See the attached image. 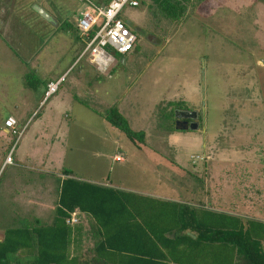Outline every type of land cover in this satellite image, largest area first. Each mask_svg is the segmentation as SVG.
Segmentation results:
<instances>
[{"label": "rangeland", "instance_id": "1", "mask_svg": "<svg viewBox=\"0 0 264 264\" xmlns=\"http://www.w3.org/2000/svg\"><path fill=\"white\" fill-rule=\"evenodd\" d=\"M39 1L27 0L23 9L17 8L18 34L6 38L7 45L0 43L2 233L37 218L42 225L49 224L57 205L54 198L39 200L38 207L26 195L32 191L22 185L33 189L38 182L40 188L41 181L61 182L51 171L39 173L34 163L18 158L15 149L20 138L5 132V120L11 116L21 136H40L45 131L59 135L63 127L52 125L56 118L48 103L37 109L46 85L66 72L59 87L66 89L79 71L95 69L84 58L77 59L83 49L75 27L84 7L80 0H44L56 24L34 10ZM139 2V7L126 11L131 17L138 10L141 13L137 50L116 56L105 75L91 70L93 80H85L116 92L134 89L142 101L137 108H146L153 117L147 126L149 138L143 144L133 143L103 123L95 110H74L73 121L62 131L67 136L68 178L190 205L196 204L200 189L214 184L221 197L215 204L225 208L231 202L240 207L243 189L264 188V5L257 0H184L186 12L173 21L150 1ZM65 20L71 27L68 31L60 26ZM153 95L150 105H144L143 100H152ZM183 98L185 109L199 117L198 129L182 131L174 126L170 133L160 129L161 107ZM28 104L31 110H25ZM90 104L98 112L105 110ZM38 113L39 121L31 118L26 124L29 116ZM9 152L13 163L4 166ZM115 154L124 161L113 162ZM255 201H244L245 218L264 215V204Z\"/></svg>", "mask_w": 264, "mask_h": 264}, {"label": "trees", "instance_id": "2", "mask_svg": "<svg viewBox=\"0 0 264 264\" xmlns=\"http://www.w3.org/2000/svg\"><path fill=\"white\" fill-rule=\"evenodd\" d=\"M148 1L173 21L186 12L184 0ZM60 26L71 28L66 20ZM185 108L181 101L167 102L159 128L174 131V112ZM103 117L133 143H144L145 134L133 131L116 106ZM62 174L53 220L5 230L0 264H264L263 220L218 212L203 202L190 205L80 183L68 178V170ZM243 197L264 204V188H245ZM75 211L79 223L68 225Z\"/></svg>", "mask_w": 264, "mask_h": 264}, {"label": "crops", "instance_id": "3", "mask_svg": "<svg viewBox=\"0 0 264 264\" xmlns=\"http://www.w3.org/2000/svg\"><path fill=\"white\" fill-rule=\"evenodd\" d=\"M94 1L101 2V0H94ZM26 3H27V0H0V31L4 30L3 32H0V43L7 45L6 38H8L9 36L12 37L14 36V34L16 35L18 34L19 28H18V25L16 24L17 21L14 19V15H15L14 13L20 14V11L18 9L20 10L21 8L23 9L26 6ZM44 4H45L44 0L39 1V4L34 3L33 4L34 10L35 8H40L48 16L47 20L49 21L51 20L52 23L56 24L57 22L54 20L53 15H51L50 12L46 10V8H44L45 7ZM86 63L88 66L90 65L87 61ZM91 70L95 71L96 74H99L100 76L105 75V74L98 72L96 69H91ZM91 70L90 71L88 70L79 71L74 77L71 78L69 82V87H67L66 89H63V88L59 89L55 95H53L51 98H49L44 103V104L48 103L47 106L49 107V110L52 109L55 113L54 118L56 119L52 121V125L58 127L59 130L61 129V127L65 129V126L67 125V123L73 121L71 118L73 116V111L79 110V109H84L85 111L95 110L94 113L97 116H99V119L104 123L106 122L103 117L104 111L111 106H116L119 113L127 120L130 128L133 131L134 130L136 132L142 131L145 134L144 141L146 143L149 138V134L147 130H149L148 127L151 124L150 122L152 121L153 117L151 118V114L148 111H145L146 108L143 110H140L137 108V106L142 103V101H140V98L137 92L135 93L134 89H121L120 91L116 92L112 89H109L108 87H103V86L100 87L98 84L97 86L93 87L90 80L89 81L85 80V78H91L93 77V74H95L91 72ZM65 73H63L62 75H64ZM111 78L112 77H110V75L107 76L108 80H110ZM154 98L155 96L153 95L152 100H150V97H148L147 100H143L145 102L144 105H150V102H152ZM42 101L43 99L40 102H38L37 109L39 108V104H41ZM161 101L164 102V100H161ZM169 101H181L182 103L186 102L184 98L180 100L172 99ZM90 103H94L98 106V108L105 109V110H103V112L102 111L98 112V110H96V108H93ZM154 107H155V104L153 106V110H154ZM32 108L33 106L28 104L26 105L25 110H31ZM181 111H187V110H181ZM33 115L34 114L29 116L26 124L31 120V118H32L31 122L37 121V120L39 121V119H41L38 117L39 113L36 114L34 117ZM45 116H46L45 117L46 120L50 118V115L48 114ZM8 118H12V117L9 116ZM143 119H146L148 121L140 122V120H143ZM63 129L60 130L59 135L55 132L50 135L46 133V131H45V134L40 135V136L39 135L38 136H26V134H23L20 137L19 143L16 145V149H15V152H17L18 158L22 160L28 159L30 162L34 163L39 173H44L46 169L48 171H51L50 173H53V176L57 177L56 179H60L62 182V180L66 178L62 174V171L66 170L65 158H66V147H67L66 146L67 136L65 137L63 135V132H62ZM5 132H8V130L5 129ZM27 144L29 146H27ZM112 160L113 162H117V163H122L124 161V159H122L116 154L113 155ZM207 170L205 169L206 172ZM56 181H57L56 183L51 181L52 182L51 185L49 183H44V181H41L42 186L40 188H39V182L35 183L33 189H30V187H27V185H22L23 186L22 189H29L32 191V192H27L26 195L27 197H30V196L33 197V199L31 200V203L35 204L36 206L39 207V200L43 198L50 199V196H51L52 198H54V201H55V204H57L56 205L57 207L59 189H60L59 187L61 186V182L58 183V180ZM212 186H213L212 188L208 187V189H205V188L200 189L196 197V204L203 202L215 211L226 212V213L234 214V215L244 217V218L247 217L248 214L244 211L245 206L243 204L244 201L246 200H244V197L242 194L240 196L242 197V200H243V203H242L243 206L241 205L239 207L238 204H235V203L231 204L230 202V204L225 206V208L227 207L226 209L224 207L221 208V204H218V203L215 204V202L216 201L219 202L218 200L221 198L219 195H217L218 192H216L218 187L215 188L214 184ZM39 190L41 191L40 195H39ZM23 195L24 193L21 194V196ZM167 199L168 198H166V200ZM247 202H250V201H247ZM260 204H262V202H260L258 205ZM263 217L264 215L262 216L260 220H262ZM37 220H39V218H37ZM2 239H3V233L0 232V241Z\"/></svg>", "mask_w": 264, "mask_h": 264}, {"label": "built area", "instance_id": "4", "mask_svg": "<svg viewBox=\"0 0 264 264\" xmlns=\"http://www.w3.org/2000/svg\"><path fill=\"white\" fill-rule=\"evenodd\" d=\"M84 5L75 23L83 49L78 55V60L85 59L98 72L106 74L117 55L122 56L133 51L138 36L133 32L125 20L128 9L139 6L138 0H108L106 3H97L94 0H80ZM66 75H62L54 82H49L44 92L43 101L55 95L59 87L65 81ZM40 104V105H41ZM17 123L13 118H7L4 127L12 134L20 138L22 131H16ZM12 153L9 152L3 165L13 163ZM80 214L75 211L66 220L68 225L79 223Z\"/></svg>", "mask_w": 264, "mask_h": 264}, {"label": "water", "instance_id": "5", "mask_svg": "<svg viewBox=\"0 0 264 264\" xmlns=\"http://www.w3.org/2000/svg\"><path fill=\"white\" fill-rule=\"evenodd\" d=\"M37 13L43 17L44 19H48V16L40 9L35 8ZM174 118H175V130H197L198 124L196 122L197 119V113L193 111H181L176 110L174 112ZM192 120L193 122L189 123L188 121Z\"/></svg>", "mask_w": 264, "mask_h": 264}, {"label": "flooded vegetation", "instance_id": "6", "mask_svg": "<svg viewBox=\"0 0 264 264\" xmlns=\"http://www.w3.org/2000/svg\"><path fill=\"white\" fill-rule=\"evenodd\" d=\"M139 7V6H138ZM140 16H141V13L138 11H136L133 16L131 17L129 14H126L124 16V19L126 21V23L131 26L132 28H134L136 30V32L138 33H141L142 30H143V27H142V24L140 23ZM198 119L199 117L197 116V119H196V122L198 123ZM189 123L193 122L192 120H189L188 121Z\"/></svg>", "mask_w": 264, "mask_h": 264}]
</instances>
